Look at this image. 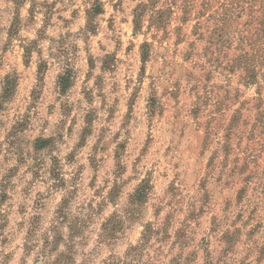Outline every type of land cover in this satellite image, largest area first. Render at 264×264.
I'll return each mask as SVG.
<instances>
[{
    "label": "clouds",
    "instance_id": "9594fccd",
    "mask_svg": "<svg viewBox=\"0 0 264 264\" xmlns=\"http://www.w3.org/2000/svg\"><path fill=\"white\" fill-rule=\"evenodd\" d=\"M0 264H264V0H0Z\"/></svg>",
    "mask_w": 264,
    "mask_h": 264
}]
</instances>
